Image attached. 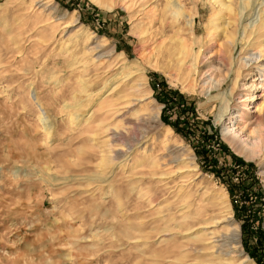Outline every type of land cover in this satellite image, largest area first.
Instances as JSON below:
<instances>
[{"label": "rangeland", "instance_id": "rangeland-1", "mask_svg": "<svg viewBox=\"0 0 264 264\" xmlns=\"http://www.w3.org/2000/svg\"><path fill=\"white\" fill-rule=\"evenodd\" d=\"M218 1L237 18L211 0H0V264H239L218 254L220 193L264 264V158L247 157L264 155V56L240 59L264 46V0ZM221 17L229 75L207 49ZM117 132L134 141L119 157Z\"/></svg>", "mask_w": 264, "mask_h": 264}, {"label": "bare ground", "instance_id": "bare-ground-1", "mask_svg": "<svg viewBox=\"0 0 264 264\" xmlns=\"http://www.w3.org/2000/svg\"><path fill=\"white\" fill-rule=\"evenodd\" d=\"M211 2L214 5V16L215 17H218V15L223 10L229 11L235 17L239 15V13L236 12V10L233 8V6L231 4L221 3L218 0H211ZM183 13L184 12L181 11L180 15L182 16ZM216 20H217V24L215 23L216 26L213 28V35L214 36L210 33L214 38L211 41V45L209 46V48H207L208 49V53H209L208 56L210 58L219 60V62H221L223 67L228 70L227 73L229 75L232 72V66H231L232 57H233V53L235 51L236 45H238V43H239L238 42L239 38L237 37L238 36L237 31L236 32H232V31L230 32L228 30L229 28H227V32L225 31L226 32L225 34H221L220 30L223 27V25H225V24L222 23V21H225V18L221 17V18H217ZM188 23L193 25V21L192 20H190ZM229 24H230V22H229ZM235 25H236V22H235ZM191 31H192V29H191ZM177 42L178 43L175 46V48L173 50V53H172V62L176 61L177 62V63L175 62L176 65L180 66V68H182L183 66H188L189 67L188 72L190 74H192L191 75L192 76L191 77L192 78V83H193L192 84V88L195 89V85L197 84V79H195L194 76L198 72V67H199L198 55L194 54V48L195 47H194V45L188 43V41L183 39V38L182 39L179 38V40ZM252 45L253 44H251V46ZM243 54L244 55L240 59H246V58H249V57H254V56L258 55V54H259L258 56H264V46H263V48H261L260 46H258V47L255 46L253 48H250V50L247 49L245 52H243ZM150 57H151V55H149V53H145V54L139 53V57L138 58L141 61H139L137 59H136L137 61L136 60H134L133 62L131 61L132 65L134 67H136L135 69H137L138 65H140V64L144 65V62L148 63L147 60H149ZM246 61H247V59H246ZM130 68H132V67H130ZM139 69H141V68H139ZM142 69H143V67H142ZM169 71L173 72L172 73L173 75H176L175 71H172L171 69ZM140 72H142V71H140ZM262 72L264 73V68L262 69ZM228 75H227V77H228ZM262 76H263V81H264V74ZM263 86H264V84H263ZM253 108H254L253 112L257 113L256 117L258 119H261L262 116L264 115V101H261V102H259L257 104H254ZM74 115H75V113L73 111H70V116H71L72 120H76V118H77V116H74ZM155 118L159 119V113L157 114V116ZM114 135L117 137L118 140H120V144L122 146H116V145L112 146V144H109V145L112 146L111 149L113 150V152H115L114 155L119 157L120 156L119 150L120 149L124 150L126 144H131L134 141H133V139H131L130 135H127V133L117 132V133H114ZM224 136L228 139V141L230 142V145L232 146V148L236 152H239V151L240 152H246V151H243L245 149H241L240 147H238L237 141H236L237 140L236 136H234L233 134H230V131H228V130L224 131ZM243 148H245V147H243ZM257 156H258V154H256V153L247 154V157H250L251 159H255V160H258V161H260V160H262L264 158L263 157L264 155H262V157L261 156L257 157ZM191 160H194V158H192ZM193 165H194L193 171H198L199 170L198 166L196 164H194V162H193ZM262 173H263V176H264V171ZM220 195L221 196H219V199H220V201H222L221 203L223 204L222 205L223 211L227 212V215L229 214L226 217V220L229 223V229H228L227 237L224 238V239L219 240V241H222V242L217 244L218 247L221 250L218 254L220 255L223 252V248L224 247H227L228 245H232L231 247H227V250H225V251L233 252L234 253L233 255L237 257V261L239 262V264H255V263H253L252 258L249 255H247L246 253H244V251L241 249V245H240V227L237 224L231 222L232 219H233V216L231 215V212H230L231 211V205H230V203L228 201V198H229L228 194L227 193H220ZM230 249H231V251H230Z\"/></svg>", "mask_w": 264, "mask_h": 264}, {"label": "trees", "instance_id": "trees-1", "mask_svg": "<svg viewBox=\"0 0 264 264\" xmlns=\"http://www.w3.org/2000/svg\"><path fill=\"white\" fill-rule=\"evenodd\" d=\"M231 192V191H230ZM253 254H255V253H253ZM256 255V254H255Z\"/></svg>", "mask_w": 264, "mask_h": 264}]
</instances>
